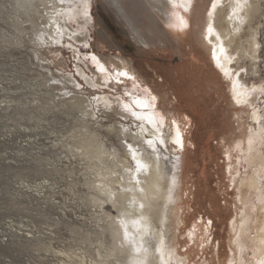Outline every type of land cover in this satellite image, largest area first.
<instances>
[{
	"label": "rangeland",
	"instance_id": "374dc122",
	"mask_svg": "<svg viewBox=\"0 0 264 264\" xmlns=\"http://www.w3.org/2000/svg\"><path fill=\"white\" fill-rule=\"evenodd\" d=\"M18 1L0 0V264H96L97 251H107L100 243H112L107 223L119 209L93 200L105 197L92 187L98 170L71 144L86 126L110 157L129 156L123 130L133 136L141 122L115 103L131 102L125 91L155 96L165 131L174 121L183 136L181 147L158 146L175 197L163 217L171 264L264 259V0L237 39L244 50L255 39L256 58L233 56L229 75L200 37L211 0H196L182 29L169 23V2L89 0L82 24V0H66V32L85 41L61 36L57 7L19 18ZM93 57L132 70L136 81L100 87ZM238 86L246 102L235 100Z\"/></svg>",
	"mask_w": 264,
	"mask_h": 264
},
{
	"label": "bare ground",
	"instance_id": "6f19581e",
	"mask_svg": "<svg viewBox=\"0 0 264 264\" xmlns=\"http://www.w3.org/2000/svg\"><path fill=\"white\" fill-rule=\"evenodd\" d=\"M65 1L66 0H64L63 4H60L59 0H19V5L17 8L15 7L14 12L19 18H22V16L29 17V14L31 15L40 8L39 6H55L59 9L56 11L58 20L56 24L59 31L62 29L61 36H68L74 40L85 41V33H80L77 36H71L72 31L66 32L67 27L65 22L68 19L67 10L69 8ZM151 1L158 4L157 6H159V4L162 5L164 2V4H166V2L171 3L173 6L170 7L173 8V12L171 14V18L169 19L170 22H168L172 23L171 26L178 29L189 28V19H185L186 16L184 13L188 15V12L192 11L191 9L194 8L196 0H191L190 7L185 3V0ZM212 5L213 0H211L208 7L200 37L219 70L224 75H229L230 64L232 61L237 62L236 60L238 59H235L234 57H239L242 52H245L247 56H251L252 58L255 56L256 58V40H252L247 49L244 50L245 48L243 45L241 46L239 44L237 39L242 24L244 22H247V24L250 22L251 11L254 10L255 12H258L260 3L258 0H248V4L246 6H238L236 0H216L215 9L212 8ZM88 7L89 4L87 5V11ZM71 8L72 7H70V9ZM79 12L82 16H80ZM79 12L76 14L82 19L81 23L87 24L90 15L89 12L85 17L83 14L84 6L81 10H79ZM210 12L211 15H209ZM181 18H183L187 27H184L181 24ZM173 23H176V25ZM209 24H211L214 29L211 36L208 33ZM216 37H219V40H217ZM210 40L211 43H209ZM221 43L223 44V51H221L219 46ZM94 63L96 64L97 70L100 71L101 78L104 82H112L116 79L125 81L128 79L127 77H120L119 73L121 72H127L128 75L133 78L131 79L132 82L134 80L136 81V77L133 75L134 72H131L132 70L128 71V69H122L120 68L121 66L110 69L108 64L103 62L102 59L98 57H95ZM245 96L246 93L244 89L238 86L237 90L234 92L235 100L239 103L244 101L246 102L247 100ZM136 97L138 96L134 95L132 99ZM103 98L106 99V97ZM138 98L143 102H148L151 106L154 104V101L151 100V97L147 92L143 97L139 96ZM151 106L147 109H135L138 115L146 119L140 121L142 126L136 133H134L133 136L130 135L131 132L123 130V135L127 138L126 141H130L129 143L134 146H138L139 150L137 152V159L140 160L141 164L146 166L140 172L135 171L136 165H133L135 163L131 159V154L129 155L130 159L129 156H126L124 159L125 161L121 160L123 158L120 160L118 157L116 158L115 154V156L113 155L110 157V154L112 153L108 154L104 141L98 138L95 133L89 134V130L86 129V126L84 130L85 134L81 137V139L76 140L74 145L71 144L78 154L85 156L87 160H89L90 164L95 166L97 168L96 170H98L96 171L97 177L93 180L92 187L99 190V192L101 191L105 197H93V200L107 201L111 204V206L119 209V213L116 217L114 219L110 218L107 223V227L113 234V238L111 239L112 243H110V240L108 241L107 239H104L103 241L101 240L100 248L104 247L107 251L104 253L102 250L97 251V255L100 258L96 261V264H161V262L164 264H171L170 256L166 252L168 247L166 248L167 245L165 238L168 236L166 237V232L163 229L165 227L163 217L166 211L165 209L167 208V210H170L168 209L170 208L169 203H167L168 199L175 200V197L173 198L171 192L168 190L169 169L168 166H166L167 161L163 159L159 150L157 152H151L150 149H147L145 141L147 139H152L154 142H157V148L159 146L158 142L161 139L164 140V144L168 142L170 144L175 143L178 147H181V145H183V136L176 122L170 128V132H166L163 118L155 114L152 110L153 107ZM123 114L126 113L123 111ZM253 116H256V113H254ZM149 119L151 120V124L147 122ZM86 124L87 123H85V125ZM161 133H163V135H161ZM129 136L130 139H128ZM178 138L181 141L180 143L175 142ZM164 157L167 156L165 155ZM118 161L121 162V165L118 164ZM137 179L140 180V184L136 183ZM247 185L249 187L254 186L253 178L248 180ZM141 189L143 190L141 191ZM133 201H135V203H133ZM141 203L144 204L143 209L139 207ZM107 215L108 217L110 216V214ZM126 229L127 236H125ZM152 236L154 240L151 239ZM152 243H154L153 247H151ZM122 248L126 249V255L121 253V250H124ZM137 248H140V252L136 251ZM259 255L264 256V252H259ZM181 262L183 261L181 260Z\"/></svg>",
	"mask_w": 264,
	"mask_h": 264
},
{
	"label": "snow or ice",
	"instance_id": "6c2138e0",
	"mask_svg": "<svg viewBox=\"0 0 264 264\" xmlns=\"http://www.w3.org/2000/svg\"><path fill=\"white\" fill-rule=\"evenodd\" d=\"M88 2L89 0H82V3L84 4V16L86 17L88 15V11H87V5H88ZM59 3L60 4H63L64 3V0H59ZM185 3L190 7L191 6V0H185ZM236 3L238 6H246L248 4V0H236ZM216 7V0H213V5H212V8L215 9ZM187 10V9H186ZM209 15H211V12L209 13ZM231 18V17H230ZM181 24L184 26V27H187V24L183 21V18H181ZM214 32V29L212 27L211 24H209L208 26V33L209 35L211 36ZM217 40H219V37H216ZM209 43H211V40L209 41ZM220 49L221 51H223V44L221 43L220 45ZM257 47H259V45H257ZM93 59L95 60V57H93ZM241 71H244L243 69H241ZM119 76L120 77H127L128 79H133L132 77H130L128 75L127 72H121L119 73ZM123 85V80L121 79H116L115 81H112V82H108V81H105V82H102L99 86L102 87V88H105V89H108L110 92L114 90L115 87H119V86H122ZM255 91V90H253ZM133 93H130V92H127L125 91L123 93V96L124 97H133ZM115 103L117 105H120L122 106L123 108V111L125 113H127L128 115H130L131 117H134L137 121H142L146 118L144 117H141L140 115L137 114L136 110L137 108H141V109H147L148 107H150L151 105L148 103V102H143L141 101L138 97L134 98V99H131V102L130 103H126L124 102V100L120 97V96H114L113 97ZM151 100L152 101H155L156 100V97L155 96H151ZM110 107V106H109ZM149 124H151V120L149 119L147 121ZM173 123H175L173 121ZM257 123H260L259 120H257ZM142 126V125H141ZM154 134H155V131H154ZM161 135H163V133H161ZM176 143H180V139L178 138L176 141ZM146 145H147V149H150L151 152H157L158 151V148H157V142H154L152 139H147L145 141ZM160 145H163L164 144V140L161 139L159 142H158ZM249 143L251 144V141H249ZM127 148L131 154V159L132 161L135 163L136 165V168H135V171L136 172H140L144 167H146L145 165L141 164L140 160L137 159V152H138V146H134L133 144L131 143H127ZM136 183L137 184H140V180L137 179L136 180ZM143 189H141L142 191ZM133 203H135V201H133ZM139 207L141 209L144 208V204H140ZM209 223H211V221H209ZM125 236H127V229L125 230ZM264 243V242H262ZM137 252H140V248H137L136 249ZM258 264H264V259H261Z\"/></svg>",
	"mask_w": 264,
	"mask_h": 264
}]
</instances>
